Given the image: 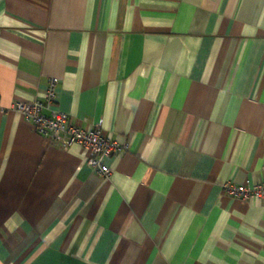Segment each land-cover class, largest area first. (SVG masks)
Segmentation results:
<instances>
[{"label": "crops", "instance_id": "0c3cea01", "mask_svg": "<svg viewBox=\"0 0 264 264\" xmlns=\"http://www.w3.org/2000/svg\"><path fill=\"white\" fill-rule=\"evenodd\" d=\"M127 150L46 145L42 99ZM264 0H0V264H264Z\"/></svg>", "mask_w": 264, "mask_h": 264}, {"label": "built area", "instance_id": "2783aa9c", "mask_svg": "<svg viewBox=\"0 0 264 264\" xmlns=\"http://www.w3.org/2000/svg\"><path fill=\"white\" fill-rule=\"evenodd\" d=\"M57 83L58 79L50 78L42 99L14 100L6 109L21 113L33 131L43 137L46 145L62 150H69L73 146L83 149L90 169L99 176L109 178L111 171L104 158L126 151L127 143L107 138L98 124L82 127L72 123L68 113L53 108L56 103ZM262 169L264 170V156ZM221 187L225 194L232 197H263L264 176L255 183L224 181Z\"/></svg>", "mask_w": 264, "mask_h": 264}]
</instances>
